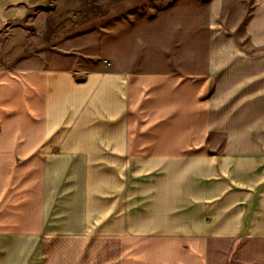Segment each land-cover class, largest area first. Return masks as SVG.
<instances>
[{"label": "crops", "instance_id": "crops-1", "mask_svg": "<svg viewBox=\"0 0 264 264\" xmlns=\"http://www.w3.org/2000/svg\"><path fill=\"white\" fill-rule=\"evenodd\" d=\"M210 35L188 68L0 70V264H264V0Z\"/></svg>", "mask_w": 264, "mask_h": 264}, {"label": "rangeland", "instance_id": "rangeland-1", "mask_svg": "<svg viewBox=\"0 0 264 264\" xmlns=\"http://www.w3.org/2000/svg\"><path fill=\"white\" fill-rule=\"evenodd\" d=\"M211 1L0 0L17 12L10 21L0 20V70L67 68L82 75L100 69H147V61L155 60L170 67L181 60L188 68L202 61L212 31L233 27L240 34L255 2L216 0L227 6L211 23ZM17 122L16 117L6 118L9 134ZM213 249L215 264H235L240 256L239 244L217 243ZM123 264H147V244H138Z\"/></svg>", "mask_w": 264, "mask_h": 264}]
</instances>
